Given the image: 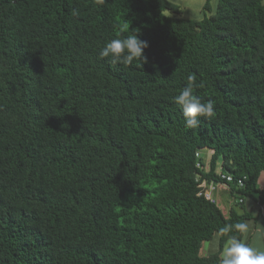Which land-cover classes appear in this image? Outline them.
<instances>
[{"label": "trees", "instance_id": "trees-1", "mask_svg": "<svg viewBox=\"0 0 264 264\" xmlns=\"http://www.w3.org/2000/svg\"><path fill=\"white\" fill-rule=\"evenodd\" d=\"M166 10L180 7L0 0V264H219V229L254 218L246 198L264 204V0ZM134 32L147 63L99 55ZM189 76L216 112L192 128L174 99ZM218 164L244 200L229 213L198 195Z\"/></svg>", "mask_w": 264, "mask_h": 264}, {"label": "clouds", "instance_id": "clouds-1", "mask_svg": "<svg viewBox=\"0 0 264 264\" xmlns=\"http://www.w3.org/2000/svg\"><path fill=\"white\" fill-rule=\"evenodd\" d=\"M148 47H149L148 42L139 39L137 34L134 32V34L127 35L122 39L120 38L112 39L111 41L107 42L104 45V47L100 50L99 55L103 58L111 57L113 64L122 63L127 66V65H132L135 61L142 62L143 64V63H147V56L144 53ZM199 86L202 85L195 84V77L189 76L187 86L184 87L183 90L174 98L175 103L182 107L183 114L186 118L185 123L186 126L189 128L197 126L200 117L212 118L216 114L215 105L213 101L208 100L207 102H202L201 98L194 94L193 91L194 87H199ZM201 150H198L196 152V157H197V162L201 161L202 167L201 168L198 167L197 162H196V167L201 170L209 171L211 166V161L208 166L205 164L201 155ZM197 153H199V156H197ZM219 167H221L220 164H218V168ZM202 180H212V179L201 178V175L198 174L196 178V181L198 182V187L200 181ZM223 188L230 190L232 193V188L231 189L227 187H223ZM214 192H213V196H214ZM214 198H215V202H212L210 200L209 201L212 203H217V199L215 196ZM240 199L237 200V202H240ZM248 231H249V225L247 223H240V222L235 224L225 225L224 227L219 229L220 235L227 237L224 246L219 253V257H218L219 264H264V249L254 247L248 242H246L245 239L240 238L236 235H230V233L233 232L244 234L247 233ZM212 250L215 251L214 246Z\"/></svg>", "mask_w": 264, "mask_h": 264}, {"label": "crops", "instance_id": "crops-1", "mask_svg": "<svg viewBox=\"0 0 264 264\" xmlns=\"http://www.w3.org/2000/svg\"><path fill=\"white\" fill-rule=\"evenodd\" d=\"M210 2L208 6V15L213 13L218 5V0H207ZM180 7L182 10V5L179 2L173 1ZM213 153V151H212ZM258 185L260 188L264 189V171L260 174L258 179ZM214 196L217 199L218 205L223 209L224 212L227 210V213L232 208H237L235 206V200L230 190L220 187L214 192ZM246 210L253 215L254 218L247 219L246 223L249 225V231L242 235V238L246 240L249 244L254 247L264 249V204L260 205L256 197H248L245 200ZM261 209V214L259 215V210ZM256 217V219H255ZM213 246L215 251L212 250ZM219 246V235L216 234L211 240H206L203 242L201 247V254L206 256L210 253L216 252Z\"/></svg>", "mask_w": 264, "mask_h": 264}, {"label": "rangeland", "instance_id": "rangeland-1", "mask_svg": "<svg viewBox=\"0 0 264 264\" xmlns=\"http://www.w3.org/2000/svg\"><path fill=\"white\" fill-rule=\"evenodd\" d=\"M170 1L179 2L182 5L183 11L177 13L170 10H166L165 13L167 15L182 17L187 19H202L205 16V14L209 12L208 10L205 9V4L207 0H170ZM201 155L205 164L208 166L211 161L212 151L208 148L203 149L201 150ZM233 199L235 200V206H236L237 199L234 196ZM225 211L227 212V210Z\"/></svg>", "mask_w": 264, "mask_h": 264}, {"label": "built area", "instance_id": "built-area-1", "mask_svg": "<svg viewBox=\"0 0 264 264\" xmlns=\"http://www.w3.org/2000/svg\"><path fill=\"white\" fill-rule=\"evenodd\" d=\"M197 156H199V153H197ZM198 167H202L201 161L197 162ZM218 175L220 176V179H212V180H202L199 183L200 191L199 195L205 196L208 200L215 202V198L213 196V192L218 189L219 187H227L231 189V185L229 183L235 182V178L232 174L227 173L223 170L222 167H219L217 170ZM246 177L237 179V185L238 187H244L245 185V179ZM244 200L241 198L240 202H243Z\"/></svg>", "mask_w": 264, "mask_h": 264}]
</instances>
